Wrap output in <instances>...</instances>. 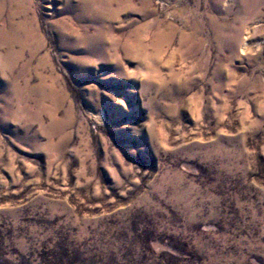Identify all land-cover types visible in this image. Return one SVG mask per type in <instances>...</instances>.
<instances>
[{
	"label": "rangeland",
	"instance_id": "rangeland-1",
	"mask_svg": "<svg viewBox=\"0 0 264 264\" xmlns=\"http://www.w3.org/2000/svg\"><path fill=\"white\" fill-rule=\"evenodd\" d=\"M91 1L0 51V264H264V0Z\"/></svg>",
	"mask_w": 264,
	"mask_h": 264
},
{
	"label": "bare ground",
	"instance_id": "bare-ground-1",
	"mask_svg": "<svg viewBox=\"0 0 264 264\" xmlns=\"http://www.w3.org/2000/svg\"><path fill=\"white\" fill-rule=\"evenodd\" d=\"M115 1H118V0H115ZM122 1H124V0H122ZM27 2H28V0H0V51L3 52V55L1 56V58L4 59V61L8 60L9 64H15L21 58L23 52L26 51L27 48L31 47L33 36L36 33V32L34 33L31 30V28L29 27V24H30L29 20L30 19L28 18ZM91 2L92 1L90 0V3ZM111 7H113V6H111ZM93 8H94V6H93ZM97 9H98V7H97ZM105 11H106V9H105ZM97 12H98V10H97ZM97 15L99 16V13ZM106 21H108V20H106ZM101 35H103V34H101ZM8 68H9V66H8ZM2 80L3 79L0 78V81H2ZM4 83H5V81H4ZM5 86H7L6 83H5ZM43 90H44V82L41 81L39 86L37 88H35V91L39 92L40 94H43ZM42 98L44 100V97H42Z\"/></svg>",
	"mask_w": 264,
	"mask_h": 264
}]
</instances>
